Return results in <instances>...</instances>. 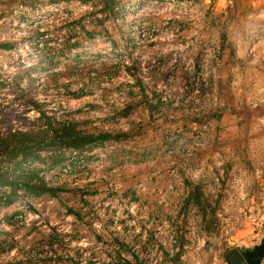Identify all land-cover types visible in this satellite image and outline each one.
I'll return each mask as SVG.
<instances>
[{
	"label": "rangeland",
	"instance_id": "obj_1",
	"mask_svg": "<svg viewBox=\"0 0 264 264\" xmlns=\"http://www.w3.org/2000/svg\"><path fill=\"white\" fill-rule=\"evenodd\" d=\"M106 1L0 0V45L11 46L0 47V129L22 127L26 108L36 117L38 101L89 132L133 130L126 148L154 151L134 162L96 148L47 174L83 193L0 206V239L13 231L20 240L0 263L29 264L32 228L55 226L79 230L69 250L94 264H136V254L145 264H228L233 250L264 264V0ZM38 28L48 31L39 36ZM48 36L55 49L79 41L68 54H79L77 64L48 80L36 70L32 84L25 70L38 64ZM65 61L59 54L49 72H64ZM15 77L28 97L8 84ZM81 89L80 98L68 94ZM127 105L132 112L121 117ZM116 237L128 244L129 262L117 260Z\"/></svg>",
	"mask_w": 264,
	"mask_h": 264
},
{
	"label": "trees",
	"instance_id": "obj_2",
	"mask_svg": "<svg viewBox=\"0 0 264 264\" xmlns=\"http://www.w3.org/2000/svg\"><path fill=\"white\" fill-rule=\"evenodd\" d=\"M82 1L88 3L91 0ZM114 2L115 0H107L105 8L110 7ZM83 29L85 30V27ZM46 31H41L38 28L36 34L41 36ZM85 33L91 35L88 30ZM45 42V51L42 50L38 64L27 67L25 70L26 72L29 71L32 84L39 77L32 75L36 70L46 72L44 76L48 80L49 77L71 72V68H75L77 64L74 59L79 57V54L74 57H69L68 54H71V51L79 46V41L71 43L70 39H65L57 45L58 49L53 48L51 45L49 46V36ZM0 47L10 48L11 46L2 44ZM59 54L64 59H67L64 62L65 71L61 73L60 71L51 70L49 72L51 67L57 63ZM106 66V63L101 64L102 69L106 68ZM52 81L57 82V79H52ZM7 82L15 89L20 90L23 96L28 97L27 92L24 93L25 90L21 87L17 77L13 80H7ZM137 83L141 86L142 98L146 99L148 96L145 93L143 81L137 78ZM69 92L68 94L75 98H80L85 94L83 89L75 93ZM131 108V105H127L120 111V116L129 117L132 112ZM29 110V108H26L18 116L23 121L22 127L8 128L4 131L0 129V206L2 207L17 202L23 196L41 198L47 195L63 201L64 198H70L69 195H65L67 192H72V196L83 193L84 190L78 187L74 189L67 188L65 182H50L47 179V174L64 169L69 163L73 164L75 159H89L90 156L88 154L96 148L106 149V147H111L112 149L114 147L118 152L121 151L115 157L128 156L134 162L144 160L145 157L154 151L153 149H146L140 155H137L138 152L134 151V146L126 148L125 144L135 137L133 130L89 132L81 129L80 123L75 119L68 118V115L50 114L49 111L44 109V105L38 101H33V110L37 113V116L29 118L30 116H27ZM196 192L197 194L193 192L196 198L195 202L201 205L199 188L196 189ZM80 200L84 202L83 195H81ZM64 205L67 212L73 215L76 220L85 221L81 208L68 206L67 203H64ZM11 218H5L10 225L19 221V219L12 221L10 220ZM33 230L34 235L31 237V244L23 249V254L29 264H94V260L91 257H86L85 261L82 259L83 251L80 248L76 250V253H72L69 250L68 237L71 239L80 236L82 233H79V230L75 229L74 233L71 234L60 232L57 227L50 226L48 232L32 228L30 233ZM4 234L6 237L0 239V253L11 251L16 246V243L20 241L13 239V231H6ZM9 236H11L10 239L8 238ZM98 238L101 239L102 237L98 235ZM115 240L117 242L114 246L117 250V260L120 262L123 258L125 262H129L130 260L124 254L125 249L129 248L128 244L118 237ZM26 241L29 240L26 239ZM259 249L258 254L264 255V243L259 246ZM242 254L247 263L250 264L247 255L243 252ZM253 255L250 256V259L255 260ZM179 257L180 252H177L173 260H178ZM134 259L136 264H145L137 254Z\"/></svg>",
	"mask_w": 264,
	"mask_h": 264
},
{
	"label": "water",
	"instance_id": "obj_3",
	"mask_svg": "<svg viewBox=\"0 0 264 264\" xmlns=\"http://www.w3.org/2000/svg\"><path fill=\"white\" fill-rule=\"evenodd\" d=\"M228 264H248L240 250H233L227 259Z\"/></svg>",
	"mask_w": 264,
	"mask_h": 264
}]
</instances>
